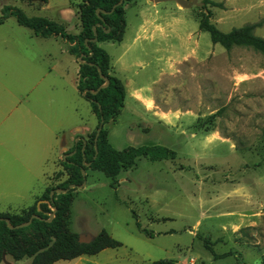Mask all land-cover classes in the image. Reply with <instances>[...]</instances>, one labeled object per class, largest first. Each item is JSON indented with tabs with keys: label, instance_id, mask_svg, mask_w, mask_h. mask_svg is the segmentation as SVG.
Wrapping results in <instances>:
<instances>
[{
	"label": "rangeland",
	"instance_id": "obj_1",
	"mask_svg": "<svg viewBox=\"0 0 264 264\" xmlns=\"http://www.w3.org/2000/svg\"><path fill=\"white\" fill-rule=\"evenodd\" d=\"M81 2L0 0V16L8 6L29 18L60 20L67 33L77 34ZM197 2L188 9L152 0L125 4L122 41L98 43L126 91H146L152 104L145 112L127 98L104 126L110 145H159L175 157H140L116 177L115 188L103 173L86 171L85 186L73 193L70 229L83 242L103 229L121 247L54 264H264V56L247 47L227 51L199 29L207 17L222 32L250 25L264 38V0ZM30 32L13 16L0 25L3 213L20 214L46 184L64 181L62 148H72L85 127L97 125L73 81L78 59L71 60L63 40L49 37L32 42L28 66ZM49 49L58 67L42 80ZM27 107L39 113L42 126L38 120L28 128ZM136 222L153 237L139 232ZM205 237L215 254L228 256L214 259L200 239ZM3 258L0 264L31 263Z\"/></svg>",
	"mask_w": 264,
	"mask_h": 264
},
{
	"label": "trees",
	"instance_id": "obj_2",
	"mask_svg": "<svg viewBox=\"0 0 264 264\" xmlns=\"http://www.w3.org/2000/svg\"><path fill=\"white\" fill-rule=\"evenodd\" d=\"M27 1V0H23ZM40 1L45 0H29ZM120 0H82L78 4V19L80 29L77 34H69L63 24L48 20L43 17H27L19 9L3 7L0 24L8 16H13L19 26L29 29L39 38L59 37L69 45L68 53L76 59L81 57L79 64L76 88L90 104L97 125L95 130L87 137L80 138L75 145L65 152L71 156L60 160L62 173L65 180L56 186H48L37 198L34 204L21 210L20 214L0 212V263L4 256H9L14 261L29 259L30 264H54L58 261H71L81 256H94L105 249H116L121 243L113 239L105 230L88 242L80 240L79 235L70 229L71 206L74 201L75 189H70L64 194L54 193L50 199V192L55 189H67L70 185L80 186L86 181L83 171H98L111 179L110 187H114L116 177L124 170L133 168L140 157H145L151 162L173 159L175 152L163 146H128L122 150L114 149L108 140V132L104 126L114 120L123 108L126 95L122 81L111 73L110 57L98 43L122 41L125 28L124 5L138 0H122L112 13L106 14L118 4ZM99 10V14L96 11ZM93 26L96 35H94ZM199 29L207 32L213 44H219L229 51L234 47H247L264 56V38L253 34V26L245 25L234 28L229 32L220 31L211 24L207 17L199 22ZM108 30V31H107ZM96 38V42L92 40ZM103 78H101V76ZM108 81L106 87L92 94ZM101 120L103 125L96 137V131ZM96 138V139H95ZM55 187V188H54ZM54 210V212H53ZM53 218L50 222V215ZM32 215L31 223L22 228L15 226L27 222ZM9 220V228L5 222ZM136 228L145 236L151 238L153 234L136 222ZM204 248L210 252L214 259L227 257L228 254L217 255L213 252L209 238H200ZM150 264H176L174 260L162 259Z\"/></svg>",
	"mask_w": 264,
	"mask_h": 264
},
{
	"label": "crops",
	"instance_id": "obj_3",
	"mask_svg": "<svg viewBox=\"0 0 264 264\" xmlns=\"http://www.w3.org/2000/svg\"><path fill=\"white\" fill-rule=\"evenodd\" d=\"M148 1V0H147ZM68 4H70L71 5V3H68ZM44 7H46V6H44ZM125 9V8H124ZM60 22H62V21H60V20H58V23H60ZM3 24V23H2ZM1 25V24H0ZM66 28V27H65ZM79 32V31H78ZM53 38V40L55 41V42H57V39L59 38V37H52ZM35 39H43V38H39V37H36L35 35H33V33L32 32H30V34H29V36H28V39H27V52H28V50L31 48V46L33 45L32 44V42H34L35 43V45L34 46H37L38 44V42H37V40H35ZM43 40H45V39H43ZM62 41V40H61ZM62 43H66V42H64V41H62ZM100 44V43H99ZM66 51H67V49L69 48V45L66 43ZM48 49V48H47ZM50 51H51V49H49V50H47V52H45V54H44V56H48L49 58H50V60H51V64L49 65V66H47V69H45L44 70V74L42 75V77H41V79L42 80H45L46 79V77L47 76H49L54 70H56L57 69V67H58V63H57V60L56 59H53L52 58V53H50ZM63 50H61V52H62ZM68 53V52H67ZM69 54V53H68ZM70 55V54H69ZM71 57H72V61H74V63H77V59L74 57V56H72V55H70ZM76 59V60H75ZM55 61V62H54ZM32 64V59H31V57H30V51L28 52V55H27V65L28 66H30ZM77 68L75 69V71H74V77H73V81H74V84H75V86H76V80H77V74H78V69H79V63H77V66H76ZM113 66H111V73L114 75V76H116V74H115V72H114V70H113V68H112ZM54 75V74H53ZM56 75V77L55 78H59V79H62V76H63V74H59V76L57 75V74H55ZM117 77V76H116ZM123 83V82H122ZM124 85V84H123ZM124 87H125V85H124ZM77 89V88H76ZM125 90H126V88H125ZM78 91V90H77ZM29 96H30V92H27V99L29 98ZM52 96H55L56 97V95H53L52 94ZM128 98V100H129V103L132 105V103L133 104H137V105H139V106H141V107H143L144 108V110H145V112H147V110L146 109H150V107L149 106H151L152 104H151V101L146 97V91L145 92H140V90L139 89H130V91H126V95H125V99H124V103H125V101H126V99ZM124 103H123V106H124ZM151 108H152V106H151ZM94 115V114H93ZM38 120H40V115H39V113H36V112H32L31 111V108H29V107H27V126H28V128H32V127H34V126H29V125H31V124H33L35 121H38ZM43 121V120H42ZM42 121L40 120V123L38 124V125H40V126H42ZM43 127H45V125H43ZM96 127V126H95ZM95 127H94V129H90V128H88V127H85V136L84 137H82L83 139H87V137L95 130ZM84 129V128H83ZM76 130H80V128L78 127V128H76ZM75 145V144H74ZM71 149V148H70ZM69 149H67V148H62V152H61V155H60V158H61V156H62V154H64L65 152H67ZM60 160V159H59ZM57 172V171H56ZM55 173V172H54ZM53 173V174H54ZM48 179V178H47ZM46 187H47V184H46ZM46 187H45V189H46ZM44 189V190H45ZM3 260H4V258H3ZM2 260V261H3Z\"/></svg>",
	"mask_w": 264,
	"mask_h": 264
},
{
	"label": "water",
	"instance_id": "obj_4",
	"mask_svg": "<svg viewBox=\"0 0 264 264\" xmlns=\"http://www.w3.org/2000/svg\"><path fill=\"white\" fill-rule=\"evenodd\" d=\"M152 1H153V3H155V4L164 3V2H174L175 4H177L179 7L183 8V9L191 8L193 5H194V6H197V7H199V6L201 5L200 3L197 2V0H152ZM122 2H123V1L120 0V1L118 2V4H116V5L112 8L111 11L106 12V14H110V13H112L113 9H114L116 6L121 5ZM99 12H100V11L97 10V11H96V14L98 15ZM95 27H96V26H93V28H92L93 31H94V35H96ZM107 31H108V30H107ZM92 41H93V42H96V38H94ZM78 62H79V64L82 63V61H81V57L78 58ZM100 76H101V78H103L102 75H100ZM107 84H108V81H106V83H105L104 85L100 86L97 90L92 91L91 93H92V94H96L98 90H100V89L106 87ZM84 94H85V92L82 93V95H84ZM102 125H103V121L101 120L100 125H99V127H98V129H97V131H96V137H97V135H98V133H99V131H100ZM95 139H96V138H95ZM77 141H78V140H77ZM77 141H76V142H77ZM74 153H75V150L72 151V152H70L69 154L64 155V156H63V160H65V158H66L67 156H71V155H73ZM82 176H83V177L85 176V171H83V170H82ZM84 186H85V182H83V183H82L80 186H78V187H76V186H74V185H70L67 189H55V190H53V191L50 192L49 196H50V199H52L54 193L64 194V193H66V192H67L68 190H70V189H75V188L81 189V188H83ZM53 212H54V210H53ZM38 218H39V217H38L37 215H32V216L30 217V219H29L27 222L22 223V224H19V225L15 226V228L26 227V226H28V225L31 223L32 219H38ZM52 218H53V214H51L50 217H49V219H47L46 221H47V222H50ZM5 222H6V224L8 225L9 228H11V229L13 228L12 226L9 225V220H8V219H5Z\"/></svg>",
	"mask_w": 264,
	"mask_h": 264
}]
</instances>
